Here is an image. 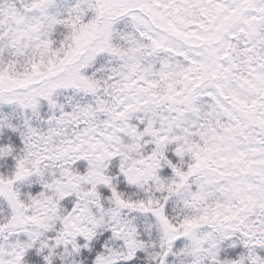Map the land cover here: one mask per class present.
<instances>
[{"label":"snow or ice","instance_id":"snow-or-ice-1","mask_svg":"<svg viewBox=\"0 0 264 264\" xmlns=\"http://www.w3.org/2000/svg\"><path fill=\"white\" fill-rule=\"evenodd\" d=\"M0 264H264V0H0Z\"/></svg>","mask_w":264,"mask_h":264}]
</instances>
